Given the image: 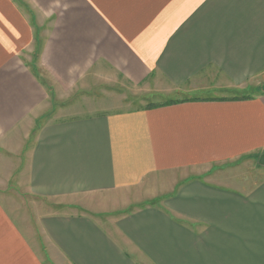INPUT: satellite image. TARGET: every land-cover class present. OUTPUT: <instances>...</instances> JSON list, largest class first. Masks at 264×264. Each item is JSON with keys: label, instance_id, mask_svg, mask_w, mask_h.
<instances>
[{"label": "crops", "instance_id": "0c3cea01", "mask_svg": "<svg viewBox=\"0 0 264 264\" xmlns=\"http://www.w3.org/2000/svg\"><path fill=\"white\" fill-rule=\"evenodd\" d=\"M263 75L264 0H0V264H264ZM42 77L171 103L54 115Z\"/></svg>", "mask_w": 264, "mask_h": 264}, {"label": "rangeland", "instance_id": "374dc122", "mask_svg": "<svg viewBox=\"0 0 264 264\" xmlns=\"http://www.w3.org/2000/svg\"><path fill=\"white\" fill-rule=\"evenodd\" d=\"M39 73V72H38ZM37 73V74H38ZM42 83L49 95L50 111L53 114L64 111V113L71 116L94 114L99 111H123L132 110L136 108L143 107L151 102H159L165 98V95L161 93H142L139 89L133 88L126 83L118 84H99L97 87H92L88 89L74 88L71 91L69 89L62 90L58 88H53L51 83L43 77ZM243 92V96H249V94H256L258 92L264 91V75L253 79L249 88L238 89L234 92ZM238 93V94H240ZM159 94V95H158ZM222 96L237 97L236 93H230L227 91L221 92ZM178 96V95H173ZM52 113L50 116L53 115ZM49 116V118H51ZM45 121V120H44ZM251 158V159H255ZM2 197L0 193V198ZM4 200L8 202L13 207L16 206L17 199L15 193H5L3 196ZM27 199V198H26ZM28 204L33 209V212L39 210L37 206H41L39 201L28 198ZM89 204L95 203V201H88ZM163 201H145L137 206H155L161 204ZM86 203V202H85ZM87 205V204H86ZM60 207V206H57ZM78 207V206H77ZM91 207V206H90ZM132 209V208H131ZM44 210V209H41ZM32 212V213H33ZM112 217V216H111ZM105 216L101 215L99 219L104 220Z\"/></svg>", "mask_w": 264, "mask_h": 264}, {"label": "trees", "instance_id": "16d2710c", "mask_svg": "<svg viewBox=\"0 0 264 264\" xmlns=\"http://www.w3.org/2000/svg\"><path fill=\"white\" fill-rule=\"evenodd\" d=\"M171 102H165V103H160V104H148L146 105V108H153V107H157V106H161V105H165V104H170Z\"/></svg>", "mask_w": 264, "mask_h": 264}, {"label": "water", "instance_id": "95a60500", "mask_svg": "<svg viewBox=\"0 0 264 264\" xmlns=\"http://www.w3.org/2000/svg\"><path fill=\"white\" fill-rule=\"evenodd\" d=\"M258 161L260 164L264 165V155H261Z\"/></svg>", "mask_w": 264, "mask_h": 264}]
</instances>
